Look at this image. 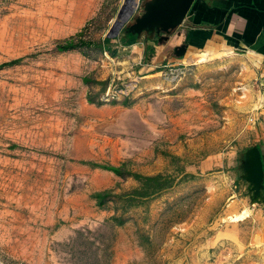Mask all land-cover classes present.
Returning a JSON list of instances; mask_svg holds the SVG:
<instances>
[{"label": "rangeland", "instance_id": "rangeland-1", "mask_svg": "<svg viewBox=\"0 0 264 264\" xmlns=\"http://www.w3.org/2000/svg\"><path fill=\"white\" fill-rule=\"evenodd\" d=\"M122 3L0 0V262L264 264V183L241 165L255 73L194 53L191 10L159 42L104 43ZM76 33L82 53L53 47Z\"/></svg>", "mask_w": 264, "mask_h": 264}, {"label": "crops", "instance_id": "crops-1", "mask_svg": "<svg viewBox=\"0 0 264 264\" xmlns=\"http://www.w3.org/2000/svg\"><path fill=\"white\" fill-rule=\"evenodd\" d=\"M189 10L187 20L193 27L187 34L194 38V53L202 49L236 53L255 73L259 84L256 137L244 150L241 165L249 183H264V0H194Z\"/></svg>", "mask_w": 264, "mask_h": 264}, {"label": "water", "instance_id": "water-1", "mask_svg": "<svg viewBox=\"0 0 264 264\" xmlns=\"http://www.w3.org/2000/svg\"><path fill=\"white\" fill-rule=\"evenodd\" d=\"M194 0H143L141 11L132 15L138 6L133 0H123V3L110 21V26L104 37L113 38L124 30L136 37L141 33L157 36V41L166 39L183 22ZM130 19V20H129ZM129 20V21H128ZM128 21V22H127ZM186 44L182 43L171 48V54L179 57L183 54ZM0 264H4L1 263Z\"/></svg>", "mask_w": 264, "mask_h": 264}, {"label": "trees", "instance_id": "trees-1", "mask_svg": "<svg viewBox=\"0 0 264 264\" xmlns=\"http://www.w3.org/2000/svg\"><path fill=\"white\" fill-rule=\"evenodd\" d=\"M112 39H115V38H112ZM117 39H118V42H119L118 44L120 46L129 45L131 43L136 42V36L131 34V33H129V32H122V34L119 37H117ZM102 41L104 43H108L109 41H111V39L108 38V37H104V38H102ZM86 43H87L86 39H84V37L80 33H76L73 36L68 37L67 39H64L62 41L59 40V41L55 42L53 47L56 50H60V51L76 49V50H78L79 52L82 53L83 51H82L81 48ZM93 44L95 45V48L100 49V44H98L96 41H93ZM151 48H152L151 45H148V47L146 49H147V52H149V53H147V54L143 53L142 54L141 58L143 59L144 62L148 61V59H149L148 57L150 56ZM110 55H114V51H111ZM15 59L16 58H14V60H11L10 62L4 63V64H6V65L7 64H12V63L15 62ZM106 168L108 170H110L112 173H114V174H116L118 176H121V173H120L118 168L111 167V166L110 167H106ZM133 178H134L135 181H137L138 184L150 182L149 187H142V188H147V189H150L151 191H146L145 190V191H143L142 194H149V192H152L154 190H160V189H162V187H164V186L160 187L163 182L162 183L160 182V180H159L160 176L159 175H156V176H142V175L136 174V175H133ZM102 195H103L102 193L94 192V197H96L97 199H100Z\"/></svg>", "mask_w": 264, "mask_h": 264}, {"label": "bare ground", "instance_id": "bare-ground-1", "mask_svg": "<svg viewBox=\"0 0 264 264\" xmlns=\"http://www.w3.org/2000/svg\"><path fill=\"white\" fill-rule=\"evenodd\" d=\"M134 1V3H137L138 2V0H133Z\"/></svg>", "mask_w": 264, "mask_h": 264}, {"label": "built area", "instance_id": "built-area-1", "mask_svg": "<svg viewBox=\"0 0 264 264\" xmlns=\"http://www.w3.org/2000/svg\"><path fill=\"white\" fill-rule=\"evenodd\" d=\"M168 69L171 70L170 66H168ZM173 70H175V69H173Z\"/></svg>", "mask_w": 264, "mask_h": 264}]
</instances>
